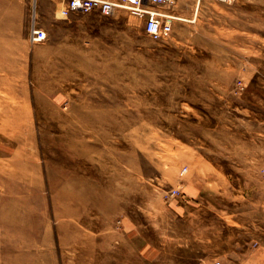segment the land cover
<instances>
[{"label":"rangeland","instance_id":"1","mask_svg":"<svg viewBox=\"0 0 264 264\" xmlns=\"http://www.w3.org/2000/svg\"><path fill=\"white\" fill-rule=\"evenodd\" d=\"M211 1L168 5L159 40L63 0H34L24 38L0 29V264H196L217 228L237 260L264 246V0ZM191 180L224 217L207 203L179 223Z\"/></svg>","mask_w":264,"mask_h":264},{"label":"crops","instance_id":"2","mask_svg":"<svg viewBox=\"0 0 264 264\" xmlns=\"http://www.w3.org/2000/svg\"><path fill=\"white\" fill-rule=\"evenodd\" d=\"M34 0H0V29L5 28L7 24H9L10 28L16 30L15 35L17 37H25L27 36L26 31L31 29V20H32V2ZM42 3L44 0H37ZM189 1V0H184ZM194 1V0H191ZM200 3V6H204L206 4H211V0H196ZM65 4V0H63V5ZM29 29V30H30ZM196 154L201 159L204 165L210 167V170L215 172H225L224 169L218 168L214 165L212 160L206 158L205 154H202L196 151ZM260 159L258 161V166L261 165ZM184 186V196L180 197L176 204H173V207L177 210V213H174L175 216H178L179 223H185L186 225H191L196 223L197 214L194 210L202 208V205L210 204V207L216 208L218 211V215L223 216V212H219V207L223 205L218 201L216 197H210L206 199L201 194H206L207 189L210 186L203 185L201 182H197L196 180H191L187 182ZM211 194V192H209ZM207 195V194H206ZM229 215V214H228ZM134 229H136L134 227ZM169 232L171 229H168ZM217 235L213 237L214 241L218 242V248H216L214 252V256H211L213 260H220L222 264H264V246H258L254 249L249 250L244 257H241L239 260L235 259L236 254L233 252L234 250V235H229V231L216 229ZM167 237V234H166ZM165 240L164 243H166ZM141 253L149 260L156 258V254L158 252L157 247L151 243L150 241H145L141 246ZM164 253H167V249L164 247ZM235 254V255H234ZM203 258H199L201 260Z\"/></svg>","mask_w":264,"mask_h":264},{"label":"built area","instance_id":"3","mask_svg":"<svg viewBox=\"0 0 264 264\" xmlns=\"http://www.w3.org/2000/svg\"><path fill=\"white\" fill-rule=\"evenodd\" d=\"M231 3L234 0H218ZM176 0H65L60 10L63 17L72 13H89L97 11L103 15L115 14L118 10H127L130 14L141 20L144 31L153 39L159 40L173 32L174 20L181 19L172 13L167 6L174 4ZM47 38V32L37 27L34 23L30 33L32 42H41ZM187 170L185 166L183 172ZM180 194L178 188H170L167 197H176ZM196 264H222L220 260L201 259Z\"/></svg>","mask_w":264,"mask_h":264},{"label":"bare ground","instance_id":"4","mask_svg":"<svg viewBox=\"0 0 264 264\" xmlns=\"http://www.w3.org/2000/svg\"><path fill=\"white\" fill-rule=\"evenodd\" d=\"M199 7H200V3L197 1V3H196V10L199 9ZM7 111H8V110H7ZM11 113H12V112H11ZM9 116H10V115H9ZM15 116H16V118H17V117H19V116H21V115H19V114H15V113H14V117H15ZM3 118H4V117H3ZM13 119H14V118H13ZM8 121H9V120H8ZM13 121H14V120H13ZM4 123H6V122H4ZM7 125H8V124H7ZM9 125H10V124H9Z\"/></svg>","mask_w":264,"mask_h":264}]
</instances>
